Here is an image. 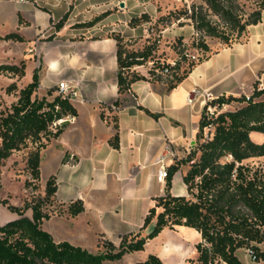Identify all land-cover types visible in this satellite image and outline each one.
Returning <instances> with one entry per match:
<instances>
[{
    "label": "trees",
    "instance_id": "trees-1",
    "mask_svg": "<svg viewBox=\"0 0 264 264\" xmlns=\"http://www.w3.org/2000/svg\"><path fill=\"white\" fill-rule=\"evenodd\" d=\"M247 2L249 4L241 0H197L158 19L157 23L165 26L172 20L190 22L199 36L196 48L204 54L197 61L191 59L182 38L172 47L178 60L171 63L158 55L159 41H147L141 49H135L132 38L122 32L108 34L117 45L119 94L130 93L133 85L139 82L163 84L168 92L176 89L198 65L209 59L212 49L207 39L231 47L247 34L250 27L262 23L264 0ZM107 16L103 14L86 23L85 27H94ZM19 21L24 23L21 16ZM65 21L66 17L58 23V31L64 28ZM150 22L151 18L143 14L140 18L133 17L129 24L137 28ZM1 39L25 42L18 33L7 34ZM40 71V67L35 69L32 82L21 90L16 83L7 87L9 95L19 91L18 100L0 113V163L10 159L15 152L29 149L27 170L30 179L26 187L35 191L41 182L42 151L63 135L68 127L67 119L79 115L70 97L54 95L56 88L48 90L43 98L35 96L41 86ZM26 75L25 60L20 64H0V76L22 80ZM232 103L241 106L231 111L223 110ZM121 104L117 100L113 107ZM214 105L218 107L214 115L202 113L194 151L185 161L170 167L165 195L155 199V206L149 210L140 233L124 235L119 246L106 241L104 251L98 253L69 242L57 243L42 227L44 221L50 219L47 208L55 203L58 191L57 178L51 176L43 197L27 203L24 209L8 206L18 217L0 226V264L116 263L129 254L145 251L147 244L163 231H176L179 227L193 229L201 236L195 245L194 264H243L238 256L241 249L250 251L255 262L264 261L261 249L264 244V167L244 164L250 159L264 157V143H256L251 138L253 133L264 135V90L255 88L250 96H222ZM101 117L104 119V114ZM114 128L116 133L110 143L119 149L117 119H114ZM206 129L214 130L209 138L204 135ZM183 164L190 165L183 177L188 196H174L171 192L173 178ZM28 210L31 217L26 215ZM84 211V203L79 200L70 204L67 213L76 218ZM151 226V230L143 235L142 232ZM127 264L165 263L159 256L151 254L145 261Z\"/></svg>",
    "mask_w": 264,
    "mask_h": 264
},
{
    "label": "crops",
    "instance_id": "crops-1",
    "mask_svg": "<svg viewBox=\"0 0 264 264\" xmlns=\"http://www.w3.org/2000/svg\"><path fill=\"white\" fill-rule=\"evenodd\" d=\"M28 2L0 0V64H18L13 53L8 54V49L19 45L22 55L27 49L32 53L35 51L34 54L43 60L45 66L40 71V88L43 86L44 76H49L50 84L44 87L45 91L57 86L58 81L68 82L76 91L77 98L72 103L79 115L66 120L68 127L65 132L59 139L53 140L48 148L54 145L61 151L59 170L52 175L56 176L58 182L55 199L64 205L66 211L71 203L79 200L85 206V211L76 218H52L45 221L42 227L52 234L57 243L69 242L80 246L84 242L93 243L94 238L100 236L119 246L124 235L141 232L149 210L155 206V199L165 195L167 180L158 181L159 166L156 164L163 148L168 143L173 145L178 156L175 161L177 164L185 161L197 145L203 104L199 99L194 105H189L187 98L190 92L199 87L211 91L216 97L247 95L256 80L255 55H258L257 58L264 55V31L255 33L261 40V43L257 41L255 53L235 57L233 50L236 47L215 52L171 92L163 84L139 82L133 85L130 93L121 96L117 85L116 42L108 36L90 41L86 36L88 33L83 41L74 42L68 36L73 35L77 29H41L36 19L30 21L25 15L23 9ZM6 4H13L15 8L14 30L9 29L8 20L2 11V6ZM40 12L46 14L51 22V14ZM30 14L37 16L35 12ZM19 16L22 17L23 24H20ZM54 16L53 14V18ZM30 22L31 27L28 26ZM85 30L89 32L91 29ZM118 30L110 32H123ZM10 33L20 34L25 42L1 39ZM53 35V40L47 42ZM31 46L34 51L30 50ZM49 47L52 48L50 52ZM23 60L27 59H21ZM117 100L122 104L113 107ZM147 111L158 118L152 117ZM114 119H117L119 125V149H115L110 143L116 133ZM256 138V143H264L263 134L256 135ZM48 148L41 164H44ZM189 167V164H183L175 174L171 190L174 196H188L183 177ZM129 199L141 200L144 203L143 211L131 212L126 205ZM11 216L0 226L18 217L16 214ZM138 219L141 221L140 225L132 226ZM52 221L67 224V237H62L47 227V223ZM151 228L152 226L142 234L146 235ZM183 230V227H179L176 231L193 233L195 238L199 235L193 229ZM176 231L165 230L151 240L144 252L136 253L139 256L141 254L139 261H145L149 255L154 254L165 264L168 261L172 264H185V260L176 252L171 260H167L163 252L164 247L170 248V238H177V235L174 236ZM159 240V247L152 249ZM200 240L201 236L194 245ZM179 241L182 248L184 242ZM261 249L264 251V245H261ZM238 256L243 264H264V261L255 262L247 249L239 250Z\"/></svg>",
    "mask_w": 264,
    "mask_h": 264
},
{
    "label": "rangeland",
    "instance_id": "rangeland-1",
    "mask_svg": "<svg viewBox=\"0 0 264 264\" xmlns=\"http://www.w3.org/2000/svg\"><path fill=\"white\" fill-rule=\"evenodd\" d=\"M37 1V0H35ZM28 2L25 3V15L30 19V21L36 19L39 23L41 29H57L58 23L66 17L65 27L63 29H77L73 35L68 36L71 41L81 42L86 36H88L90 41L97 39H104L110 34V31L119 29L118 31H123L128 38H132L133 48L141 49L147 41L155 42L159 41V52L158 55L162 56L163 59H166L168 62L174 63L178 60V56L173 51L172 47L177 43L179 38L183 39V43L186 44L188 48V53L193 61H197L200 57H203L204 54L197 50V40L199 36L196 34L193 26L189 21L181 20L175 21L172 20V23L168 25H163L157 23L158 19L162 16L168 15L170 12L182 9L186 4L190 6L194 1L197 0H38V2ZM243 3H248L247 0H241ZM249 4V3H248ZM2 11L5 14L6 19L8 20L9 29L15 27V8L13 4H6L2 6ZM40 11H47V13L52 15V21L48 20V16ZM31 12L37 13V16L30 14ZM53 14L55 15L53 18ZM103 14H108L107 17L102 19L94 27H85L86 23L93 21L94 19L100 17ZM143 14L148 15L151 18L150 23L142 24L137 28H132L129 24L130 20L133 17H142ZM28 26H32V23H28ZM85 29H91L89 32ZM132 29H136L135 31ZM256 29V30H254ZM17 31V30H16ZM264 31V17L262 23L257 26L250 27L247 34L239 41L235 42L231 47L234 48L235 57H246L250 56L252 53H255L257 47V41L261 43V40L258 39L255 33ZM19 32V31H18ZM20 33V32H19ZM88 33L86 36L85 34ZM25 34V33H24ZM27 34V33H26ZM28 35V34H27ZM55 36L49 37L46 41H52ZM207 43L212 49L211 55L215 52H218L222 49L228 48L227 46L221 44L217 40L207 39ZM245 44V45H244ZM242 45V46H240ZM263 45V44H262ZM24 46V45H21ZM238 47V48H237ZM32 46L30 47V50ZM22 48L17 45L8 49V54L15 56V60L20 64L21 59H27V75L24 79L20 80L18 78H11L9 76H0V113L11 108L12 104L18 100V93L7 94V87L16 83L18 90L25 88L32 81L34 70L37 68L44 69L43 60L39 56L35 55V51L32 53L25 50L23 55L21 54ZM52 48L49 47V52ZM28 54L30 57H28ZM258 55H255V82L253 88L247 93V96H250L255 88L264 89V55L257 58ZM257 58V59H256ZM30 61V63H28ZM258 76V77H257ZM50 84L49 76H44V82L42 88L35 94L38 98H43L47 96L49 89L45 91L44 87ZM58 81L57 86L53 87L57 90L54 95L58 94ZM45 91V92H44ZM52 100V97H49ZM241 105L232 103L231 105H226L224 111H231L238 109ZM62 123H60L61 125ZM214 130L210 132L213 134ZM209 131L205 130L204 135H208ZM255 133L252 135L254 141H257ZM53 142V141H52ZM51 145V144H50ZM49 146V145H48ZM48 148V147H47ZM46 148V149H47ZM46 149L42 151V157L45 155ZM29 149L15 152L13 156L0 163V225L5 223L8 217L14 215L9 209L8 206L17 207L19 209H24L27 203L32 202L35 199H39L45 195V189L48 179L56 174L59 170L61 151L57 146H51L47 150V154L44 158V164H41V182L38 190L33 188H27L26 182L30 179L27 170V158H28ZM245 165H250L252 167H264V157L254 158L246 161ZM126 205L129 206L131 212L140 213L143 211L144 203H141V200H127ZM47 212L52 218H67L71 216L68 215L67 211L64 210V205L59 201L55 200V203L52 206L47 208ZM17 215V214H16ZM27 216L32 215L31 211L26 212ZM49 219V220H50ZM47 221V220H45ZM44 221V222H45ZM140 220L134 221L132 226L140 225ZM67 224L56 221L47 223V227L53 229L56 234L67 237V232L65 226ZM181 228V227H180ZM183 231H192L187 227H183ZM177 235V238H170L169 247H164L165 256L167 260H171L174 257V252L178 254L179 257H182L185 260V264H194L193 259L195 258L196 251L194 249V244L197 242L199 235L193 237V233L189 232H178L174 233V236ZM195 236V235H194ZM92 241L84 242L80 247L85 246L88 248L91 253H98L104 251V242H106L100 236L94 238ZM169 240V239H168ZM184 242V246L180 248V241ZM161 240L157 241L152 249L159 247ZM166 242V240H164ZM264 245V244H263ZM167 250V251H166ZM169 250L171 253V258ZM163 251V252H164ZM144 252V251H143ZM173 254V255H172ZM141 257L136 253L129 254L124 257L120 262L108 263V264H127L129 262H139ZM172 264L171 261H168L167 264Z\"/></svg>",
    "mask_w": 264,
    "mask_h": 264
},
{
    "label": "built area",
    "instance_id": "built-area-1",
    "mask_svg": "<svg viewBox=\"0 0 264 264\" xmlns=\"http://www.w3.org/2000/svg\"><path fill=\"white\" fill-rule=\"evenodd\" d=\"M259 90H264L263 87ZM58 94L62 95L64 97H70L71 100L77 98V93L75 90H73L68 82H61L58 85ZM222 97V96H221ZM220 97H216L211 91L209 90H203L199 87H196L193 89V91L190 92L187 98V103L189 105H194L199 99L202 100L203 104V111H206V114L208 116L214 115L217 111L218 107L214 105V103L219 99ZM225 107V106H224ZM224 110V108H223ZM209 131L208 135H206V138H209L210 136V129H206ZM192 148V147H191ZM178 156L173 148V145L168 143L160 153L158 159H157V165L159 166V172H158V181L159 182H165L168 178V172L171 166L175 164V161L177 160ZM249 252V255L251 256V252Z\"/></svg>",
    "mask_w": 264,
    "mask_h": 264
},
{
    "label": "bare ground",
    "instance_id": "bare-ground-1",
    "mask_svg": "<svg viewBox=\"0 0 264 264\" xmlns=\"http://www.w3.org/2000/svg\"><path fill=\"white\" fill-rule=\"evenodd\" d=\"M199 235H200V234H199ZM163 251H164V250H163ZM166 251H167V250H166ZM171 251H172V250H171ZM171 251L169 250V253H170V254H168V255H170V258H171V253H172ZM164 252H165V251H164ZM172 255H173V254H172ZM164 257H165V256H164ZM167 258H168V257H167ZM167 258H166V259H167ZM169 264H170V263H169Z\"/></svg>",
    "mask_w": 264,
    "mask_h": 264
}]
</instances>
